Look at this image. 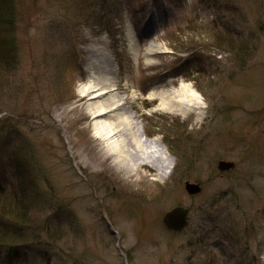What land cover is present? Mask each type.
Returning a JSON list of instances; mask_svg holds the SVG:
<instances>
[{"label":"rangeland","instance_id":"obj_1","mask_svg":"<svg viewBox=\"0 0 264 264\" xmlns=\"http://www.w3.org/2000/svg\"><path fill=\"white\" fill-rule=\"evenodd\" d=\"M12 1V27L0 24V232L17 240L0 241V264H264V0ZM95 44L168 149V175L104 159L78 92ZM181 82L202 95L201 120L148 98ZM221 160L235 168L220 172ZM180 206L190 225L171 232L163 218Z\"/></svg>","mask_w":264,"mask_h":264},{"label":"bare ground","instance_id":"obj_2","mask_svg":"<svg viewBox=\"0 0 264 264\" xmlns=\"http://www.w3.org/2000/svg\"><path fill=\"white\" fill-rule=\"evenodd\" d=\"M130 45L135 49L132 33ZM156 49L151 44L148 55H153ZM88 51L84 69L86 81L80 84L78 92L85 99L84 110L90 118L93 136L102 146L104 159L110 156L115 166L129 173L149 166L157 171L159 178L168 175L174 165L170 153L159 137L149 139L146 136L126 106V98L120 96L117 68L111 53L100 44L92 45ZM148 98L159 101L155 110L183 117L195 114L198 120L202 118L203 97L188 83L181 82L178 87L170 85L168 89L154 87Z\"/></svg>","mask_w":264,"mask_h":264},{"label":"water","instance_id":"obj_3","mask_svg":"<svg viewBox=\"0 0 264 264\" xmlns=\"http://www.w3.org/2000/svg\"><path fill=\"white\" fill-rule=\"evenodd\" d=\"M235 163L231 161L221 160L218 163V169L225 172L234 169ZM186 190L191 195L199 194L202 190L197 183L186 182ZM165 226L174 232H181L189 225L188 209L185 207H176L167 212L163 218Z\"/></svg>","mask_w":264,"mask_h":264},{"label":"trees","instance_id":"obj_4","mask_svg":"<svg viewBox=\"0 0 264 264\" xmlns=\"http://www.w3.org/2000/svg\"><path fill=\"white\" fill-rule=\"evenodd\" d=\"M2 3L1 6H0V24L1 25H4V26H7L8 28H11L12 27V24H13V15H14V12H13V8L11 7V4H13V1L12 0H1ZM242 48L241 46L239 47V51L241 52ZM237 51V50H236ZM7 215L11 212L10 211H7ZM14 217H16V215H19L17 212H15V214H13ZM9 216L13 217L12 216V212L9 214ZM16 219L18 220H21L22 222L25 223V219L23 218H17ZM11 220H14V222H17L20 224V222H18L17 220H15V218H12ZM22 225H26V224H22ZM21 235V234H20ZM4 236H7V240L9 241H13V240H17L15 238H13L12 236L10 237L9 235V232H6V231H3V232H0V241L3 239ZM5 240V239H4ZM18 240H22V239H18Z\"/></svg>","mask_w":264,"mask_h":264}]
</instances>
